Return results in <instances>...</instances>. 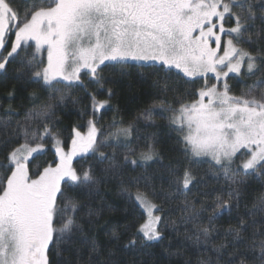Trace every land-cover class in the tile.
<instances>
[{"label":"snow or ice","instance_id":"obj_1","mask_svg":"<svg viewBox=\"0 0 264 264\" xmlns=\"http://www.w3.org/2000/svg\"><path fill=\"white\" fill-rule=\"evenodd\" d=\"M25 4L21 10L13 6V0H0V50L6 52L0 55V73L19 60L17 78L42 81L52 92L65 86L61 82L83 84L82 72L103 88L101 66L123 68L129 66L128 61L158 65L155 72H162L163 77L154 80L153 87L161 93L171 90L170 81L180 80V73L189 80L203 78L197 96L174 110L170 122L183 134L186 155L210 158L216 170L236 187L227 199L217 197L206 225L203 212L207 208L201 205L198 212L194 202L185 200L182 211L189 213L186 223L193 225L186 239L212 254L198 264H264V215L259 229L248 223L249 216L264 214V195L223 234L214 227L220 213L238 206L242 178L264 176V48L251 50V45L264 43V0H25ZM226 20L233 22L231 27L225 28ZM257 22L259 30H254ZM6 41L10 42L6 45ZM30 42H34V52L21 59V54L33 47ZM44 52L46 64L37 63V56ZM242 69L248 78L256 77V83L248 86V92L232 95L227 78L229 74L242 76ZM209 74L215 83L209 84ZM107 95H113L110 89ZM63 99L60 95L57 103ZM91 99L93 112L109 102L95 96ZM54 106L44 103L27 115L16 137L23 143L11 148L5 157L7 163L0 164V264H50V246L67 245L61 250H70L72 237L80 231L76 220L80 205L66 196L65 190L91 194L98 183L91 167L83 171L73 167L75 157L92 153L99 157V163L107 161L108 167L102 170L105 177L115 176L122 167L115 153L103 150L94 119L88 120L86 132L72 129L70 147L65 151L49 121L43 119L54 114ZM154 107L166 110L163 103ZM152 114L148 111L144 115ZM36 120L43 122L42 133L39 127H32ZM119 134L130 138L132 126L119 129ZM45 137L55 141L57 162L32 173L29 161L34 153L43 151ZM132 155H123V166L136 167L158 159L152 144L139 153L138 160ZM171 174L175 177L172 195L186 197L197 187L191 168ZM135 201L147 219L128 236L124 248L129 252L166 238L162 217L156 214L159 206L149 193L138 189ZM93 215L89 209L90 222ZM250 227L254 231L246 236ZM121 235L113 231L112 241L118 242ZM100 254L93 242L88 264H101ZM104 264L122 262L109 250Z\"/></svg>","mask_w":264,"mask_h":264},{"label":"trees","instance_id":"obj_2","mask_svg":"<svg viewBox=\"0 0 264 264\" xmlns=\"http://www.w3.org/2000/svg\"><path fill=\"white\" fill-rule=\"evenodd\" d=\"M232 23L227 20L228 27H231ZM259 27L257 22L254 30H259ZM241 46L249 47L247 44ZM260 48H264V43L251 45V50ZM31 53L32 48H28L21 54V59ZM36 60L37 63L40 62L38 58ZM128 65L123 68L112 64L103 66V88L97 87L90 77L83 74V84L61 83L65 86L57 92L46 90L47 86H44L42 81H35L28 76L17 78L19 60L11 62L6 71L0 73V164L7 163L5 157L11 148L23 143L22 138L16 137L27 115L37 111L40 105L51 102L55 105L54 114L43 119L49 121L53 135L62 141L66 149L70 147L72 129L76 127L86 132L88 120L94 119L100 129L98 141H103V150L109 155L115 153L116 161L122 165L116 170L115 176L105 177L102 170L108 167L107 161L99 163V157L92 153L75 160L76 170L83 171L91 167L98 183L93 187L91 194L65 190L66 196L80 205V210L76 213L80 231L72 237L70 250H61L67 248V245H62L61 248L50 247V264H66L67 261L88 264L93 242L101 253V264L108 259L109 250L114 259L122 264H198L199 260L212 255L210 252H202L199 246L186 239V233H191L193 225L186 223L189 213L182 211L185 200L194 202L198 212L201 205L207 208V211L203 212V223L206 225L207 218L212 215L213 205L218 202L217 197L227 199L229 191L236 186L225 179L222 171L216 170L217 166L211 160L186 155L183 134L177 125L170 122L173 111L178 110L181 104L192 101L202 84L179 74L182 77L180 80L170 81L171 90L161 93L153 87V81L163 77L162 72H155L159 66ZM256 80V77L248 78V75L244 74L243 78L236 82L233 92L237 96L248 92V86L256 83ZM109 89L113 93L111 98L107 95ZM60 95H63L64 99L57 103ZM92 96L98 100L108 99V106L93 112ZM49 97H55V100L50 101ZM161 103L166 110L161 111L159 107H154ZM148 111L153 114L145 117L144 114ZM130 125V138L119 134V129ZM32 127H39L42 133L43 122L36 120ZM54 143L50 137H45L44 145L48 150L43 155L33 157L30 163L32 173L37 169L42 170L48 164L55 165L58 158L53 150ZM149 144L156 148L158 159L136 167L123 166L124 154L134 153L132 158L138 160L139 153L146 150ZM184 168H191L196 176L197 187L186 197L172 195L175 177L171 173H182ZM0 175H3L2 168ZM242 179L244 183L239 186L238 206L225 210L215 218L214 227L220 234L227 231L230 225L235 226L237 217L253 210L258 198L264 195V176ZM138 189L148 192L160 207L161 226L166 238L150 247L138 245L134 252H129L124 248V244L128 236L145 220L142 208L135 201ZM58 206H62L59 200ZM89 209L94 212L91 222ZM262 215L264 214L249 216L248 223H255L259 229ZM113 231L122 234L118 242L111 239ZM253 231L250 227L246 236L251 235ZM176 252L181 254L180 257L174 255Z\"/></svg>","mask_w":264,"mask_h":264},{"label":"rangeland","instance_id":"obj_3","mask_svg":"<svg viewBox=\"0 0 264 264\" xmlns=\"http://www.w3.org/2000/svg\"><path fill=\"white\" fill-rule=\"evenodd\" d=\"M13 6L14 7H17V8H20L21 10L26 6V4H25V0H13ZM225 28H228V26H227V20H226V22H225ZM226 39H227V34H225L224 36H222V45H221V51H220V55H222L223 54V47H224V42L226 41ZM10 40H14V36H11L10 37ZM8 42H10V41H6V45H7V43ZM31 44H33V47H31L32 48V51L34 52V42H30ZM214 46V45H213ZM0 55H6V52H4L3 50H0ZM37 58L40 60V61H44L45 62V64H46V60H47V54H46V52H44V53H42V54H40V55H38L37 56ZM128 64H136V65H146V66H158V65H151L150 63H145V62H135V61H128L127 62ZM106 64H107V62H106ZM103 66H105V65H102L101 67H103ZM173 71H175V70H173ZM83 72L81 73V77L83 76ZM181 75H183L182 73H180ZM244 74H247L246 72H244V70L242 69V76H236L235 74H229V77L227 78V82H228V84H229V88H230V92H231V94L232 95H236L234 92H233V90H234V86H235V84H236V82H238V81H240V79L241 78H243V76H244ZM248 75V74H247ZM184 78H186V79H188L187 77H184ZM189 80V79H188ZM190 81H194V82H201V84L202 85H200V88L203 86V84H204V80H203V78H201V77H197V78H195L194 80H190ZM209 84H211V83H215L216 81H215V78L214 77H212V74H209ZM61 83H66V82H61ZM220 86L222 87V82H221V84H220ZM198 93V92H197ZM189 103H191V101L189 102ZM106 106H108V104L106 105ZM98 137H99V135H98ZM63 144V143H62ZM64 146V145H63ZM47 150H48V147L47 146H45L44 145V148H43V151H41V152H39V153H34L33 154V157H36V156H39V155H43V154H45L46 152H47ZM53 150L55 151V148H54V146H53ZM68 149H66L65 148V151H67ZM89 154H91V153H89ZM89 154H87V155H89ZM239 155V154H238ZM85 156V155H84ZM79 157H81V156H77V157H75L74 158V160H73V167L75 168V166H74V162H75V160L77 159V158H79ZM200 158H204V159H209L210 160V158H208V157H200ZM31 161H32V159L29 161V165H30V163H31ZM49 165V164H48ZM52 165V164H51ZM52 166H55V165H52ZM41 169V168H40ZM76 169V168H75ZM38 170V169H37ZM30 171L32 172V170H31V168H30ZM154 202V201H153ZM155 203V202H154ZM157 204V203H156ZM158 205V204H157ZM143 210V209H142ZM143 212H144V210H143ZM156 214H159V215H161V217H162V214L160 213V207H158V211H157V213ZM144 215H145V220L147 219V216H146V213L144 212ZM145 220H144V222H145ZM51 247V246H50Z\"/></svg>","mask_w":264,"mask_h":264}]
</instances>
